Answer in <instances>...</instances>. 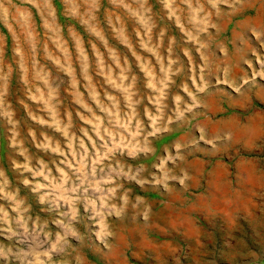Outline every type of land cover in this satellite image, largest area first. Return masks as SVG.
<instances>
[{"label":"clouds","instance_id":"clouds-1","mask_svg":"<svg viewBox=\"0 0 264 264\" xmlns=\"http://www.w3.org/2000/svg\"><path fill=\"white\" fill-rule=\"evenodd\" d=\"M23 2L43 15L50 0ZM62 3L71 10L49 39L60 45L53 59L33 45L36 25L26 31L0 0V21L20 33L7 60L0 37L11 150L0 165V264H94L86 251L110 264L124 232L139 238L178 210L177 194L180 207L196 191L223 197L207 169L235 170L246 141L264 142V0ZM150 191L164 197L159 211Z\"/></svg>","mask_w":264,"mask_h":264},{"label":"rangeland","instance_id":"rangeland-1","mask_svg":"<svg viewBox=\"0 0 264 264\" xmlns=\"http://www.w3.org/2000/svg\"><path fill=\"white\" fill-rule=\"evenodd\" d=\"M12 5L11 16L19 18L26 31L36 25L33 45L39 48L43 44L48 56L56 59L60 45L49 43V39L56 41L57 32H65L64 14L71 10V5L63 4L62 0L41 3L43 15L35 5H27L23 0H12ZM111 12L105 8V17L109 20ZM17 28L14 22L6 26L0 21L6 60L13 55L14 37H20ZM67 30L71 31L74 41L81 40L78 28L69 24ZM109 50L122 51L119 47ZM37 59L43 66H49L41 56ZM9 136L8 129L0 123V165L5 168L11 155ZM256 139L258 135L246 141L244 154L233 158L238 161L235 170L222 162H215L214 168L207 169L217 192L223 191V197L207 199L206 193L196 191L190 204L180 207L184 197L177 194L174 199L178 210L161 213L152 227L141 230L139 238L130 229L124 232L122 255L110 264H264V142ZM9 175H12L10 169ZM145 195L157 204L159 211V202L164 197L151 191ZM85 255L94 264H103L93 253L86 251ZM175 257H179L178 262Z\"/></svg>","mask_w":264,"mask_h":264}]
</instances>
